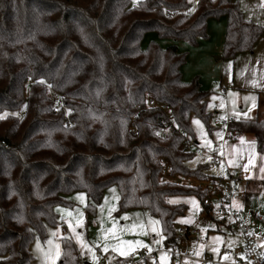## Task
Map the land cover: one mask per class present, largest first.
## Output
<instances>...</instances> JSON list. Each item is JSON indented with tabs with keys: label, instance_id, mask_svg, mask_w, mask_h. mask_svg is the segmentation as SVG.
Listing matches in <instances>:
<instances>
[{
	"label": "trees",
	"instance_id": "16d2710c",
	"mask_svg": "<svg viewBox=\"0 0 264 264\" xmlns=\"http://www.w3.org/2000/svg\"><path fill=\"white\" fill-rule=\"evenodd\" d=\"M219 16L220 56L252 51L263 26L237 0H0V264H33L29 245L57 225L55 206L71 207L67 195L81 190L92 216L112 184L116 213L144 209L164 245L177 243L186 205L168 198L202 201L206 189L161 175L212 176L205 162L186 164V143H196L190 116L210 127L208 91L182 78L185 52L175 43L141 41L153 31L194 45ZM226 129L229 138L250 133L261 150L264 117L231 119ZM60 246L57 264L79 263L71 239Z\"/></svg>",
	"mask_w": 264,
	"mask_h": 264
},
{
	"label": "rangeland",
	"instance_id": "374dc122",
	"mask_svg": "<svg viewBox=\"0 0 264 264\" xmlns=\"http://www.w3.org/2000/svg\"><path fill=\"white\" fill-rule=\"evenodd\" d=\"M244 1L246 5L250 4L249 0ZM136 2L137 0H130L131 4ZM189 2L193 4L195 0ZM221 17H209L207 22L209 20V25L212 22L216 24V20ZM216 28V25L211 24L208 29L211 37L198 38L194 45L183 40L158 39L155 32L148 31L144 34L141 45L144 46L150 40H157L161 46L168 42L178 44L179 51L185 52V62L180 67L181 76L184 80L196 77L199 85L208 91L206 108L210 112L209 129L201 119L190 116L196 143L192 148L193 156L186 164L192 167L205 162L207 163L205 171L214 176L226 170L233 176L240 175L241 179L235 182L236 190L230 200V206L239 211L245 223L251 224L253 221L251 213L259 214L264 220V141L259 150L250 133L229 138L227 123L220 121L264 117V91L236 84H221L225 91L216 89L220 82L218 78L220 71L223 78L232 77L231 60L234 57L220 56L221 51L213 55L207 52L209 43L215 44L218 38ZM52 95L56 97L55 94ZM215 120H219L220 123L214 124ZM215 158L219 160L217 164L212 163ZM161 178L198 184L206 189L204 198L209 201L205 206L202 204L203 199L201 201L194 194L173 195L168 198L170 202H182L186 205L184 214L176 218L175 225L177 243L174 248L183 253L179 259L171 258L165 251V247L169 245H164L159 222L155 217L146 215L141 209L115 212L118 190L112 184L104 189L92 216L83 210L86 196L81 190L72 191L67 195L73 203L71 207L55 206L58 214L57 225H47L46 238L41 241L34 237L29 245L34 257L33 264H57L61 236L74 242L80 256V264H113L115 257L123 258L130 252L139 250L156 251L154 257H147L141 264H154V259L157 260L156 264H202L201 257L205 253L211 254L225 264H237L233 261L231 251L240 246L242 238L225 225L230 218L229 214H222L219 211V201L210 186L214 177L196 180L180 175L170 177L164 172ZM182 224L190 228H199L206 236V240L201 241L199 236L192 234L187 238L179 235L177 226ZM261 225V222H255L252 230L263 234ZM62 226L65 227L64 231L61 230Z\"/></svg>",
	"mask_w": 264,
	"mask_h": 264
},
{
	"label": "built area",
	"instance_id": "2783aa9c",
	"mask_svg": "<svg viewBox=\"0 0 264 264\" xmlns=\"http://www.w3.org/2000/svg\"><path fill=\"white\" fill-rule=\"evenodd\" d=\"M170 15L169 12H166ZM149 104H154L153 100H149ZM61 100L57 97H54L52 103V109L54 111L58 110L61 107ZM231 119H223L221 123H228ZM219 120H215L214 124L220 123ZM187 148L192 149L194 147L193 142L186 143ZM219 162L218 158L212 160V163L217 164ZM241 176H233L230 172L223 171L220 175L215 176L213 181L210 183V186L213 189V194L219 201V211L222 214H229V227L233 232H237L242 238L240 246L232 250L233 261L237 264H264V220L261 216L256 213H251L252 222L247 224L240 217L239 211L230 206V200L235 194V182L240 180ZM203 204L208 205L209 201L207 198L203 199ZM255 222H261V229L263 234H261V243L255 238V234L252 230V226ZM61 230L64 231L65 228L62 226ZM177 232L179 235L188 237L189 234L199 236L201 241L206 240V236L203 235L199 228H190L186 225L177 226ZM165 251L168 252L171 258L179 259L183 256V253L176 250L174 245H169L165 247ZM156 251L145 252L144 250H139L135 252H130L126 257L119 258L113 264H141L147 257H154ZM202 264H225L216 257H213L209 253L203 254L201 257ZM153 263L156 264L157 260L154 259ZM102 264V263H94Z\"/></svg>",
	"mask_w": 264,
	"mask_h": 264
},
{
	"label": "crops",
	"instance_id": "0c3cea01",
	"mask_svg": "<svg viewBox=\"0 0 264 264\" xmlns=\"http://www.w3.org/2000/svg\"><path fill=\"white\" fill-rule=\"evenodd\" d=\"M239 1H240V3H239ZM239 1H238V3H239V6L243 12L244 17L262 25L263 26V32L258 37V39L255 41V43L253 45V50L251 52L243 51V52H239L236 55H234V57L231 60L232 64H233V73H232L231 78L228 76L226 78H223V75L221 74L222 71H220V74H218V78L220 79L221 83L219 82L218 86H216V89L220 90V91H225V87L221 86V84H228V85L236 84L238 86H248V87H250L256 91H264V0H249L250 1L249 5H246L244 0H239ZM216 21H217L216 24L214 22L210 23V25L214 24L217 26L216 29H217V35H218V38H217L215 44H213V43L211 44V42H210L209 47L207 49V52L211 53L212 55L216 54V53H220V51L222 49V42H223V35H224L226 18H225V16H222L221 18H219V20H216ZM207 23L209 25V20ZM208 25H206V29H207V32L209 35L208 37L210 38L211 33H210V31H208V29L210 28V25L209 26ZM161 39L166 40L169 38H161ZM208 40H210V39H208ZM168 44H169V42H168ZM176 45L178 47V44H176ZM215 58L217 59L218 56H215ZM223 79H224V83H223ZM244 119H246V118H244ZM242 134H244V133H242ZM212 176L215 177L218 175H215V176L212 175ZM86 201H87V197L85 198V203H86ZM132 209H141V208H132ZM132 209H129V211H131ZM141 210L146 215H148L144 209H141ZM148 216H150V215H148ZM225 225L230 230L229 221H227L225 223ZM254 231L255 230H253V232ZM254 234H255V238L258 241V243H261V234H258L256 232H254ZM73 244H74V242H73ZM74 247H75L76 253H77L78 258H79L78 264H80L81 263L80 262V256L78 254V251H77L75 244H74ZM117 259H119V257H117V258L115 257V259H113V261L115 262Z\"/></svg>",
	"mask_w": 264,
	"mask_h": 264
},
{
	"label": "snow or ice",
	"instance_id": "6c2138e0",
	"mask_svg": "<svg viewBox=\"0 0 264 264\" xmlns=\"http://www.w3.org/2000/svg\"><path fill=\"white\" fill-rule=\"evenodd\" d=\"M49 243H51L50 241H49ZM123 254V253H122Z\"/></svg>",
	"mask_w": 264,
	"mask_h": 264
}]
</instances>
